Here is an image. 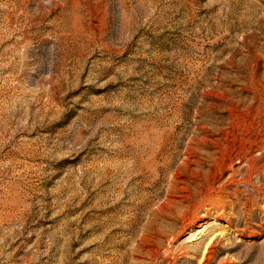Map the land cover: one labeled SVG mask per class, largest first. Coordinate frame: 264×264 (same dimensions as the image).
<instances>
[{"label": "rangeland", "instance_id": "1", "mask_svg": "<svg viewBox=\"0 0 264 264\" xmlns=\"http://www.w3.org/2000/svg\"><path fill=\"white\" fill-rule=\"evenodd\" d=\"M0 264H264V0H0Z\"/></svg>", "mask_w": 264, "mask_h": 264}, {"label": "bare ground", "instance_id": "2", "mask_svg": "<svg viewBox=\"0 0 264 264\" xmlns=\"http://www.w3.org/2000/svg\"><path fill=\"white\" fill-rule=\"evenodd\" d=\"M245 156V155H244ZM256 159V158H255ZM258 161V160H257ZM258 163V162H257ZM255 164V163H254ZM253 167V166H252Z\"/></svg>", "mask_w": 264, "mask_h": 264}]
</instances>
